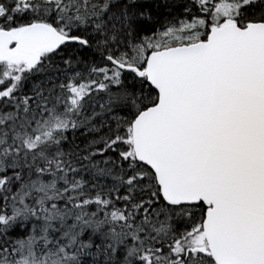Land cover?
Wrapping results in <instances>:
<instances>
[{"label": "snow or ice", "instance_id": "snow-or-ice-1", "mask_svg": "<svg viewBox=\"0 0 264 264\" xmlns=\"http://www.w3.org/2000/svg\"><path fill=\"white\" fill-rule=\"evenodd\" d=\"M0 264H264V0H0Z\"/></svg>", "mask_w": 264, "mask_h": 264}]
</instances>
